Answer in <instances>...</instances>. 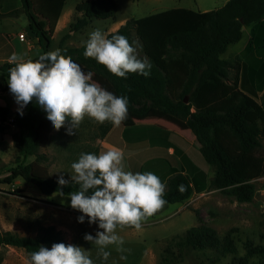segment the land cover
Segmentation results:
<instances>
[{
    "label": "trees",
    "instance_id": "1",
    "mask_svg": "<svg viewBox=\"0 0 264 264\" xmlns=\"http://www.w3.org/2000/svg\"><path fill=\"white\" fill-rule=\"evenodd\" d=\"M64 3L65 0H20V5L9 11V0H0V17L17 13L19 8L28 19L36 43L46 53L54 51L50 42ZM75 10L80 15L70 23L69 31L82 29L92 18H112L117 4L115 0H81ZM263 19L264 0H228L221 7L206 11L172 7L126 20L106 36L121 34L130 42L139 43L141 59L146 57L152 65L147 78L140 74L118 78L95 59H86L84 45H64L69 33L61 36L58 48L63 55L104 81L114 95L128 97V119L119 126L123 138L137 121L152 117L189 129L200 144L202 157L214 169L209 179L203 170L190 176L183 173L170 160L171 154L150 158L138 170L154 173L167 185L164 199L168 203L164 207L180 203L208 186L226 191L239 202L251 201L255 179L264 175V159L254 155L255 150L264 147V95L257 99L263 89L264 57L249 51L250 62H242L241 74L228 81L231 62L220 54L241 39L244 26L253 27ZM29 59L34 61L29 57L25 60ZM14 66L9 61L0 62V91L8 89L9 69ZM26 107L23 115L15 119L18 131L14 145L25 155H33L36 161H46L47 155L39 151L40 140L43 134L54 130L53 125L35 101ZM9 116V108L0 105V131ZM159 133L162 138L168 135L165 129ZM111 143L118 146L117 142ZM106 150L101 148L100 152ZM16 178L32 183L43 194L61 190L67 194L78 189L71 184L62 187L52 177L34 175L30 164L24 162L11 167L0 183L11 184ZM181 184L187 189L183 193L178 190ZM61 242L68 244L54 225L38 224L34 235L0 230V245L22 248L29 257L41 245L51 248L53 243ZM205 248L222 253L236 251L232 238H220L213 227L199 223L173 240L162 259L171 262L188 250ZM262 251L261 247L246 243L247 255ZM244 261L242 257L240 262Z\"/></svg>",
    "mask_w": 264,
    "mask_h": 264
},
{
    "label": "rangeland",
    "instance_id": "2",
    "mask_svg": "<svg viewBox=\"0 0 264 264\" xmlns=\"http://www.w3.org/2000/svg\"><path fill=\"white\" fill-rule=\"evenodd\" d=\"M80 1L65 0L62 15L52 33L51 50L59 47V40L66 33H69V37L64 41V45H85L89 34L96 29L106 35L131 18L143 17L172 7L206 11L219 8L228 0H115L117 10L112 18H92L82 29L69 31L70 23L80 15L75 10V5ZM19 5L20 0H9L7 8L12 10ZM17 10V13L12 12L0 17V57L9 54L10 46L7 41L15 40L19 33L24 34L25 41L34 38L29 33L25 13L19 8ZM251 27L252 25L244 26L241 39L230 44L226 51L220 54L231 62L228 81L241 74L242 62H250L249 51L255 56L264 57L263 21ZM134 46L137 48L138 57L142 58L137 41H134ZM92 79L112 92L104 81L94 75ZM263 95L264 83L257 99L260 100ZM0 105L8 107L10 111V116L2 123L3 130L0 131V179L18 162L29 163L34 175L58 180L63 172L64 178L69 179L71 164L78 160L81 153L99 155L101 148L108 146L105 141H120L118 137L121 128L113 126L110 122L98 124L85 117L79 129L74 130V135H68L63 127L59 131L54 129L43 134L39 151L47 155V160L38 162L33 155H25L14 145V135L18 131L15 119L20 113L9 88L0 91ZM26 109L27 107L23 109V113ZM153 123L170 130L171 139L164 140L166 138H162L160 129L154 127ZM142 136L150 139V143L145 147L138 144ZM122 141L121 150L124 152L126 171L138 172L139 165L145 159L170 156L172 153L170 160L183 173L190 176L196 170H203L207 179L213 175L214 169L202 157L200 144L191 131L165 119L147 117L137 121ZM254 155L264 159V147L255 150ZM255 184V193L248 202H239L226 191L208 186L201 192H193L180 203L168 204L148 218L140 230L130 226L118 228L117 234L124 240L125 251L117 252L114 247H110L107 250L111 255L106 262L96 256V247L84 240L86 233L95 236L96 231L100 230L98 225L89 224L87 217L83 223L78 222L77 217L81 213L70 207V197L67 194H43L32 183L21 178L14 179L11 184L0 183V230L34 235L38 224L54 225L61 230L68 243L90 249L93 260L99 264H242V257H245L243 264H264V175L256 178ZM16 189L19 191L14 192ZM199 223L213 227L220 238L226 235L232 238L236 251L222 253L212 248L192 249L171 262L163 261L165 250L172 247L173 240L189 227ZM246 243L261 247L263 251L247 255ZM29 258L22 248L0 245V264H28Z\"/></svg>",
    "mask_w": 264,
    "mask_h": 264
},
{
    "label": "clouds",
    "instance_id": "3",
    "mask_svg": "<svg viewBox=\"0 0 264 264\" xmlns=\"http://www.w3.org/2000/svg\"><path fill=\"white\" fill-rule=\"evenodd\" d=\"M84 57L95 59L118 78L126 79L128 74L150 75L151 62L138 57L133 42L121 34L108 38L100 29L89 34L85 42ZM9 63L8 88L17 111L35 101L46 113L53 128H65L68 135L75 131L85 117L98 124L110 122L119 127L128 119L129 99L116 96L92 79L91 72H85L79 64L62 54L60 48L42 53L36 60H24L13 54ZM75 130V131H74ZM69 179L63 172L58 177L60 186H78L67 193L70 207L81 213L78 222L87 217L89 224H97L95 236L86 233L84 240L97 249L96 256L107 261L108 251L114 247L123 252L124 240L117 234L118 228L130 226L140 230L148 218L161 211L168 203L167 185L152 172H131L125 170L124 152L111 148L101 152L81 153L71 164ZM185 192L186 186L178 185ZM61 196L65 194L58 191ZM124 259V257H121ZM28 264H95L90 249L68 243H53L51 248L43 245L30 253Z\"/></svg>",
    "mask_w": 264,
    "mask_h": 264
},
{
    "label": "crops",
    "instance_id": "4",
    "mask_svg": "<svg viewBox=\"0 0 264 264\" xmlns=\"http://www.w3.org/2000/svg\"><path fill=\"white\" fill-rule=\"evenodd\" d=\"M63 11V10H62ZM62 15V13H61ZM60 15V16H61ZM59 16V18H60ZM59 20V19H58ZM263 21V26H264V19L262 20ZM29 28V27H28ZM29 33H31L30 29H29ZM32 34V33H31ZM34 37V35H33ZM8 45L10 46V50H9V54L7 55H3L2 57H0V62L2 61H9V57L13 54H17L18 56H22L24 58V60L26 58H32L34 60L38 59L39 56L42 54V50L41 48L39 47V45L36 43V38L34 37L32 40H29V41H25V38H19V36L15 39V40H9L7 41ZM156 123H153L152 125H154ZM143 125V124H142ZM141 125V126H142ZM145 125V124H144ZM135 126V125H134ZM141 126H138L141 128ZM154 127H158L159 129L163 130H167L168 131V135L166 137L165 140L169 141V139H171V134L172 132L166 128H163V127H159L158 125H154ZM143 129V128H141ZM120 138V141H118L116 144L118 146L115 145V143H111L109 141H105L107 142L108 146H105L104 148L106 149H111V148H118V149H122L121 146L123 145V134H122V128H121V131H120V135L118 137V139ZM119 143V144H118ZM150 143V139L148 137H141L140 140H139V146L141 145L142 147H145L147 146L148 144ZM120 146V147H119ZM170 147V146H168ZM101 152H99L100 154ZM170 153V152H169ZM172 154V153H171ZM150 159V158H148ZM148 159H145L140 165H139V168L138 170L140 169V167L142 166V164L147 161Z\"/></svg>",
    "mask_w": 264,
    "mask_h": 264
},
{
    "label": "built area",
    "instance_id": "5",
    "mask_svg": "<svg viewBox=\"0 0 264 264\" xmlns=\"http://www.w3.org/2000/svg\"><path fill=\"white\" fill-rule=\"evenodd\" d=\"M19 38H24V34L23 33H19Z\"/></svg>",
    "mask_w": 264,
    "mask_h": 264
}]
</instances>
